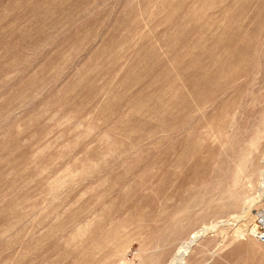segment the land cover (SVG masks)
<instances>
[{
	"label": "rangeland",
	"instance_id": "obj_1",
	"mask_svg": "<svg viewBox=\"0 0 264 264\" xmlns=\"http://www.w3.org/2000/svg\"><path fill=\"white\" fill-rule=\"evenodd\" d=\"M263 177L264 0H0V264H264Z\"/></svg>",
	"mask_w": 264,
	"mask_h": 264
},
{
	"label": "bare ground",
	"instance_id": "obj_2",
	"mask_svg": "<svg viewBox=\"0 0 264 264\" xmlns=\"http://www.w3.org/2000/svg\"><path fill=\"white\" fill-rule=\"evenodd\" d=\"M264 179V177H263ZM264 181V180H263ZM261 187V186H260ZM263 192V191H262ZM262 194V193H261ZM250 210V209H249ZM248 216V215H247ZM208 227H203L200 230L194 232L189 240H187L181 247L180 249L177 251L175 257L172 259V261L170 262V264H183L184 262V258L187 255V251L188 249L193 246L195 244V242L197 241V239L205 232L208 230Z\"/></svg>",
	"mask_w": 264,
	"mask_h": 264
},
{
	"label": "built area",
	"instance_id": "obj_3",
	"mask_svg": "<svg viewBox=\"0 0 264 264\" xmlns=\"http://www.w3.org/2000/svg\"><path fill=\"white\" fill-rule=\"evenodd\" d=\"M264 214V212H263ZM261 215V218L259 219V224H256L254 228V233L259 238L260 242L264 244V215Z\"/></svg>",
	"mask_w": 264,
	"mask_h": 264
}]
</instances>
